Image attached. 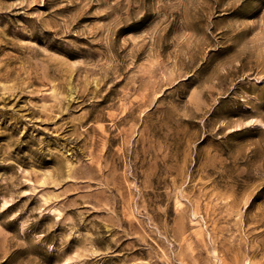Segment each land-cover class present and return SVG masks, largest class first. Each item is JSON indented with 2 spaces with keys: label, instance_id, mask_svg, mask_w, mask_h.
Returning a JSON list of instances; mask_svg holds the SVG:
<instances>
[{
  "label": "rangeland",
  "instance_id": "rangeland-1",
  "mask_svg": "<svg viewBox=\"0 0 264 264\" xmlns=\"http://www.w3.org/2000/svg\"><path fill=\"white\" fill-rule=\"evenodd\" d=\"M0 264H264V0H0Z\"/></svg>",
  "mask_w": 264,
  "mask_h": 264
}]
</instances>
